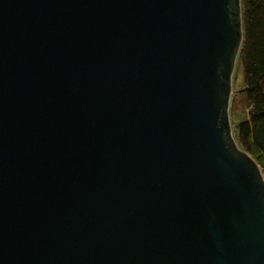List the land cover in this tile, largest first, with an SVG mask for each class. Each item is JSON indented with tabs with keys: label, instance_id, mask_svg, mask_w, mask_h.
Listing matches in <instances>:
<instances>
[{
	"label": "water",
	"instance_id": "1",
	"mask_svg": "<svg viewBox=\"0 0 264 264\" xmlns=\"http://www.w3.org/2000/svg\"><path fill=\"white\" fill-rule=\"evenodd\" d=\"M240 0H0V264H264L233 137Z\"/></svg>",
	"mask_w": 264,
	"mask_h": 264
},
{
	"label": "trees",
	"instance_id": "2",
	"mask_svg": "<svg viewBox=\"0 0 264 264\" xmlns=\"http://www.w3.org/2000/svg\"><path fill=\"white\" fill-rule=\"evenodd\" d=\"M240 6L243 38L237 60L248 110L234 133L264 174V0H240Z\"/></svg>",
	"mask_w": 264,
	"mask_h": 264
},
{
	"label": "rangeland",
	"instance_id": "3",
	"mask_svg": "<svg viewBox=\"0 0 264 264\" xmlns=\"http://www.w3.org/2000/svg\"><path fill=\"white\" fill-rule=\"evenodd\" d=\"M242 80H243V74H242L241 65L239 64L236 58L234 68L232 71V77H231V88L232 89H231L229 106H228V118H229V123H230L231 131H232L234 138H235L234 132L236 130V124L240 120H243L244 118H246V114L248 110V103L241 90Z\"/></svg>",
	"mask_w": 264,
	"mask_h": 264
}]
</instances>
